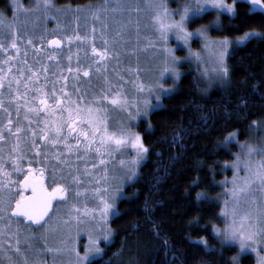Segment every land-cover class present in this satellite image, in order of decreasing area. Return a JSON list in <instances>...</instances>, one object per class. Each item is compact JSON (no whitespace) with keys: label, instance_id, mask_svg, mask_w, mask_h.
I'll list each match as a JSON object with an SVG mask.
<instances>
[{"label":"rangeland","instance_id":"obj_1","mask_svg":"<svg viewBox=\"0 0 264 264\" xmlns=\"http://www.w3.org/2000/svg\"><path fill=\"white\" fill-rule=\"evenodd\" d=\"M239 1L248 3L253 12L264 13V0L261 5H253L251 0H236ZM195 2L196 0H105L86 7H58L54 0H47V3L45 0H9L11 16L0 11V44L4 45V48H0V68L3 69L2 74L7 77L4 80L3 99L13 121L11 133L4 128L5 139L0 141V165L3 168V171H0V184L9 186L12 193H17L15 182L24 177L31 164L33 169H44L46 185H52L55 178L57 183L68 189L64 198H56L53 214L38 228L27 226L23 220L11 216L15 200L11 201L6 213L0 212V264H77L78 257L75 253L78 251L81 256L84 254L85 246L89 244V234L93 238H99V247L102 250L92 257L89 263L102 257L105 246L112 240L110 221L117 213V203L124 197L125 187L138 177L147 153L138 154L130 143L123 147L109 144L107 151L96 153L95 147L100 146L98 140L93 149L85 153L83 146L77 149L72 138L67 141L73 145V151L69 153L65 143L53 145L51 140L45 141L40 138L39 132L44 126L43 121L50 119L44 113L39 117L30 114L34 122L31 127L38 133L36 137H31L23 110L17 117L15 103H9L8 81L13 76H19L24 80L33 72H39L40 84L45 82V77L49 84H62L63 93L60 89L56 90L57 95L62 96L66 107L75 108L76 104H79L81 109L88 106L103 107L106 109L104 115L110 131L119 132L125 129L136 134L139 121L148 119L152 111L161 108L162 98L176 89L182 75L180 68L182 64H193L201 84L206 89L224 85L228 79V76L221 77L213 72V69L218 67L216 59L219 45L215 42L222 40L214 39L210 32L212 27H218V21L211 27H206L207 40L194 35L188 44H184L182 40L177 39L174 32H170L166 46L179 58L175 63L177 75L173 76L169 71L165 72L162 78L159 77L165 59L168 58L170 61V57H167L163 50L164 45L158 39L152 18L159 10L158 6L165 4L170 10L171 18L179 21L180 11L184 5ZM225 2L232 3L233 0ZM207 12H214L218 20L222 14L234 15L206 5V11L195 19ZM191 22L190 20L186 23L189 32L196 33L197 29L204 27L192 30L189 26ZM14 37L18 51L11 47ZM68 37L72 39L69 40ZM48 38H59L65 43V49L61 54L63 57L54 56L56 58L51 60L49 70L43 63L44 60L36 59L41 50L40 42ZM250 38L252 37L248 39ZM105 39L108 40L107 45L104 43ZM248 39L242 42L239 39L235 42L228 41L224 57L226 66L231 47L241 45ZM29 40L32 41L31 44L28 43ZM206 43L208 47H205ZM93 45L102 51L106 48L109 55L101 60L98 54H93ZM195 45L199 48L196 49ZM46 51L45 55H48L49 51ZM28 60H32L31 65L34 66L32 69L27 68L25 64ZM43 68H46L47 72H44ZM84 70L89 72L88 76L84 75ZM21 71L24 73L23 76L19 75ZM158 78L159 83L163 85V91L155 87ZM140 84L145 85V91L138 90ZM148 85H153L151 92L147 90ZM20 90L23 91L22 86ZM116 91L126 99L123 107L110 103ZM102 95H108L109 99L101 100ZM157 95L160 96L159 101L155 98ZM145 99L149 104L144 103ZM7 119L8 117L0 110V127L6 124ZM37 119L41 123H35ZM17 121L24 128L19 134H16ZM17 135L20 137L19 149L13 152ZM53 135L54 133H49V136ZM33 139L35 147L32 146ZM235 141V136L228 139L231 143ZM247 145L262 149L264 141L259 146L254 141L241 144L234 161L225 165L233 174L230 179L221 183L222 192L218 200L221 203V218L224 225L217 229L216 236L223 244L238 248L235 259L237 264H240V258L246 254L253 255L256 264H259L261 257H264V241L253 245L255 250L253 247L241 250L238 242L225 240L223 236L224 229L232 220L231 216L225 217V211L230 212L234 207L238 216L250 213L252 222L264 228V188L260 182L253 180L245 191L239 192L236 197L231 195L234 179L238 185H242L246 177L243 164L237 170L233 163L237 156L242 160L245 158ZM78 156L81 159H77ZM13 157H22L16 161L23 168L22 172L15 171ZM250 159L254 172L262 159V154L258 152ZM96 189L99 191H95ZM3 195L5 199L8 198L7 192ZM101 196L113 204L106 221L101 218L99 211L103 207ZM105 232L109 234L108 240L103 238ZM17 247L20 249L19 252L16 251Z\"/></svg>","mask_w":264,"mask_h":264},{"label":"trees","instance_id":"obj_2","mask_svg":"<svg viewBox=\"0 0 264 264\" xmlns=\"http://www.w3.org/2000/svg\"><path fill=\"white\" fill-rule=\"evenodd\" d=\"M54 1L58 7H86L105 0ZM0 11L11 16L9 0H0ZM215 21L210 35L217 40L235 42L251 30L260 35L231 47L224 85L206 89L193 64H182L176 89L139 121L145 161L117 203L111 242L89 264H237L238 248L216 236L224 225L218 198L221 183L233 174L225 165L240 145L264 141V13L239 1L234 15L218 20L207 12L189 26L211 27ZM232 136L236 141L228 142ZM239 262L256 264L251 254Z\"/></svg>","mask_w":264,"mask_h":264},{"label":"snow or ice","instance_id":"obj_3","mask_svg":"<svg viewBox=\"0 0 264 264\" xmlns=\"http://www.w3.org/2000/svg\"><path fill=\"white\" fill-rule=\"evenodd\" d=\"M47 3V0H45ZM253 5H261L262 0H251ZM236 0L232 3H226L225 0H196L195 4H185L182 11H180V19L176 21L171 18L170 10L167 5L160 4L158 6L159 10L153 16L154 27L158 33V39L164 45L163 50L167 57H170L164 61V67L161 69L159 77L162 78L165 72H171L173 76L177 75L175 68V63L179 59L175 56L170 48L166 46V41L168 40V34L174 32L178 40H182L184 44H188L189 39L194 35H199L200 37L207 40L206 27L204 26L196 30V33L189 32L186 27V23L190 20L194 22L196 16L200 13L206 11V5L217 10H224L229 13H234ZM99 19V17H96ZM95 31V29H93ZM260 35L255 30L245 32L244 36L238 38L239 41H244L249 37H255ZM77 39H84L82 37H76ZM69 40L72 37H68ZM29 44L32 43L31 40L28 41ZM50 44L59 46L61 41L58 39H52L48 41ZM105 45L108 44V40H104ZM219 45V51L217 53L216 64L218 67L213 69L217 75L221 77H227L229 75V69L225 64L224 57L227 53L228 40L225 38L222 41L215 42ZM13 49L19 50L16 44V38H13L11 43ZM205 47H208L206 43ZM0 48H4L3 44H0ZM7 51V49H4ZM93 54H98L101 60H104L106 56L109 55L107 49L103 51L96 48L95 45L92 46ZM71 59V57H69ZM197 59L199 56L197 55ZM7 63V61H5ZM44 72H47L46 68H43ZM71 71V69H69ZM205 75H207V69L204 70ZM3 69L0 68V110L8 117L6 124L0 127V141L5 139L4 128H7L8 132L11 133L13 121L11 119V112L8 108L4 106L3 99V89L5 87L4 80L7 78L2 74ZM20 76L24 73L21 71ZM84 75L88 76L89 72L84 70ZM40 76L39 72H33L26 79L21 80L19 76H13L11 80L8 81L9 89V103H15V112L17 117L20 116L21 111L24 112V120L28 121V132H30L31 137L37 136V130L32 128L31 125L34 123L30 118V114H35L37 117L41 113L46 114L50 119H45L43 121V128L40 129L39 135L42 140H51L53 145L59 143H65L69 153L73 151V145L67 143L69 138L75 140L77 149L83 146L85 153L92 150L94 145H96L97 140L99 141V147H95L96 153H101L107 151V146L109 144H115L116 146L123 147L130 143L131 146L137 151L138 154L147 152V148L141 142L138 133L132 134L125 129H121L119 132L110 131L106 117L104 113L106 109L103 107H92L88 106L86 109H81L79 104H76L75 108L66 107L62 96L57 95V90L53 86L52 90L46 91L47 78L45 77V83H39ZM13 81L15 82V88H13ZM21 86L23 91H21ZM156 88L161 91L164 90L163 85L159 83V78L155 85ZM139 91H145V85L140 84ZM147 90L151 92L153 90V85H148ZM64 89L61 88L60 92L63 93ZM35 95H32V93ZM156 100H160V96L157 95ZM101 100H108V95H102ZM49 100L52 102L50 103ZM75 103V102H70ZM110 103L115 106L123 107L126 104V99L122 97L119 91H116L110 100ZM144 103L147 105L149 101L145 99ZM67 113L65 116L64 113ZM146 114V113H145ZM35 123H41L39 119ZM67 129V134H64V129ZM24 131V128L20 126L19 121H17L16 134ZM54 133L53 136H49V133ZM73 133L76 135L73 136ZM231 136V134H230ZM81 137L83 138L81 140ZM20 137L17 135V143L13 146L12 151L16 152L19 149ZM32 146L35 147V140H32ZM262 154V159L256 166L255 171H252L251 157L256 153ZM22 158V157H20ZM17 157H13V162L15 166V171L17 173L22 172L23 168L16 162ZM59 158V157H58ZM77 159H81L80 156ZM103 163V161H101ZM243 164L246 177L242 181V185H238L234 179V187L231 190V195L236 197L239 192L245 191L250 187L253 180H258L264 188V148L257 149L253 145H247V153L245 158L242 160L240 156H237L236 161L233 163V167L239 170L240 165ZM0 171H3L2 165H0ZM18 186V192L12 193L11 188L7 185L0 184V212H7L8 208L11 206V201L15 200L14 207L11 208L13 214L23 215L27 220L39 224L49 215L50 209L53 207V200L57 197L64 198L68 189L61 183H57L55 178H53L52 185H46L44 169H33L31 164H29L28 171L24 175L22 180L16 182ZM30 190V194L28 193ZM95 191H99L96 189ZM8 193V198L5 199L3 193ZM199 195V194H198ZM18 196V198H17ZM101 203L103 207L99 210L101 213V218L107 220V216L110 210L113 208V204L109 203L107 200L101 196ZM232 217L229 225L224 229L223 236L225 240L235 241L239 243L240 249L244 250L246 247H253L258 242L264 241V228L259 227L258 224L252 222V216L250 213H245L242 216H238L237 210L234 207L230 212L225 211V217ZM104 240H108L109 234L105 232L103 236ZM99 238H93L89 234V244L85 246L84 254L81 256L77 251L75 254L78 257L77 264H89L92 257L99 254L102 250L99 247ZM19 243V241H17ZM253 250L255 248L253 247ZM16 251L19 252L20 249L17 247ZM75 251V250H74ZM259 264H264V257H261Z\"/></svg>","mask_w":264,"mask_h":264},{"label":"flooded vegetation","instance_id":"obj_4","mask_svg":"<svg viewBox=\"0 0 264 264\" xmlns=\"http://www.w3.org/2000/svg\"><path fill=\"white\" fill-rule=\"evenodd\" d=\"M52 39H58V40H60L61 42H62V48L61 49H53V48H50L49 46H48V41H50V40H52ZM41 44H40V48H41V50L39 51L40 52V54H39V56L40 57H44L45 59H44V61H43V63L46 65V68L49 70L50 68H51V60H54L56 57H54V56H57V58L59 57H63V56H61V54H62V51L65 49V43L61 40V39H59V38H48V39H46V40H43L42 42H40ZM46 50H48L49 51V54L48 55H45V54H47V51ZM31 56V55H30ZM33 58V57H32ZM35 59V58H34ZM34 59H32V60H34ZM26 60V59H25ZM32 60H28L25 64H26V66H27V68H33L34 66H32L31 65V61ZM55 62V61H54ZM58 64H59V61H58ZM59 68H61L60 67V65H59ZM43 83H45V82H43ZM43 83H41V84H43ZM53 86L56 88V89H61V88H63V86H62V84H59V83H55V84H49V82H47V85H46V90H50V89H52L53 88ZM64 115L66 116V113H64ZM64 134H67V129L65 128L64 129ZM76 134L75 133H73V136H75ZM23 179V178H22ZM21 179V180H22ZM19 181V180H18ZM17 182V181H16ZM15 182V185H16V187H17V189H18V186H17V183ZM17 191H19V190H17ZM26 194H30V190H29V192L28 193H26ZM55 201H56V199H55ZM15 205V204H14ZM18 219H21V218H18ZM22 220V219H21Z\"/></svg>","mask_w":264,"mask_h":264},{"label":"water","instance_id":"obj_5","mask_svg":"<svg viewBox=\"0 0 264 264\" xmlns=\"http://www.w3.org/2000/svg\"><path fill=\"white\" fill-rule=\"evenodd\" d=\"M62 45H63L62 42L60 43L59 46L48 43V46H49L50 48H53V49H61V48H62ZM52 204H53V207L50 209V211H49V215L46 216L45 219H44L43 221H41L39 224H36V223H34V222H32V221L27 220V218L24 217L23 215H15V214H13V212H11V216H12L13 218H21V219L24 221V223H25L26 225H28V226H32V227H34V228H35V227H40V226L44 225V224L47 222V220L51 217V215L53 214V211H54V205H55V200H53Z\"/></svg>","mask_w":264,"mask_h":264}]
</instances>
